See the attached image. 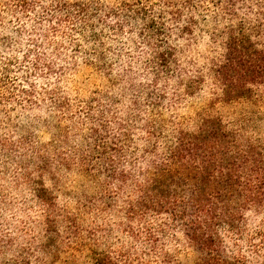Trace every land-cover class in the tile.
Masks as SVG:
<instances>
[{
    "label": "trees",
    "instance_id": "trees-1",
    "mask_svg": "<svg viewBox=\"0 0 264 264\" xmlns=\"http://www.w3.org/2000/svg\"><path fill=\"white\" fill-rule=\"evenodd\" d=\"M0 1L22 12L43 2ZM52 1L49 15L59 10L68 19L77 18L82 24L78 29L91 28L95 37L89 24L93 17L139 21L153 73L144 89L146 113L139 112V166L123 164L128 147L119 141L129 139L124 123L119 122L112 144L94 128L93 138L100 143L73 154L82 172L96 180L99 192L83 196L75 212L56 208L43 184L50 158L39 154L38 175L18 162L16 178L22 174L45 207L46 242L22 248L15 264H32L33 256L35 264H180L183 247L198 254V264H250L228 244L246 236L251 216L264 224V147L213 115L207 105L191 116L179 114L182 101L202 92L206 75L190 74L174 40L190 46L201 35L209 36L220 50L210 65L214 98L240 95L264 75V0H114L116 8L103 6L102 0ZM131 73L125 75L132 89L142 91ZM135 101L138 105L137 97ZM142 104L139 99V108ZM9 145L7 139L0 140V154L11 157L16 150ZM68 157L59 155L56 162L68 169ZM52 179H57L54 172ZM110 212L121 215L123 231L132 240L116 238ZM90 214L95 219L88 226L85 218ZM256 234L264 236L262 230ZM14 245V238L1 236L0 252ZM61 254L68 256L63 259Z\"/></svg>",
    "mask_w": 264,
    "mask_h": 264
},
{
    "label": "rangeland",
    "instance_id": "rangeland-1",
    "mask_svg": "<svg viewBox=\"0 0 264 264\" xmlns=\"http://www.w3.org/2000/svg\"><path fill=\"white\" fill-rule=\"evenodd\" d=\"M102 1L103 6L117 7L114 0ZM10 3L0 1V140L7 139L16 151L10 152L11 157L4 151L0 154V238H14L15 245L0 252V264H15L22 248L46 242L45 207L33 196L32 184L22 174L16 178V170L21 172L18 162L22 160L28 171L38 175L39 154L50 158L52 165L43 174V184L55 198L56 208L75 212L83 196L99 192L96 180L82 172L73 154L100 143L93 138L94 128L100 129V139L112 144L119 122L124 123L129 139L119 141L128 147L123 164L139 166V112L146 113L144 89L153 73L148 63L151 50L139 35V21L93 17L89 24L96 30L95 37L91 28L78 29L82 24L77 18L68 19L59 10L49 15L52 0H43L31 12L19 11ZM174 42L190 74L206 75L202 92L182 101L179 114L191 116L207 105L213 115L264 147V75L240 95L216 99L210 65L219 56V48L204 35L190 46L184 40ZM128 70L142 91L132 89L125 75ZM30 89L33 92L28 95L25 90ZM165 116L170 117V111ZM59 155L69 156L70 168L59 166ZM52 172L58 180L52 179ZM94 215L86 216V225L93 223ZM108 221L116 238L132 240L123 231L121 215L110 212ZM248 225V235L229 240L228 246L250 264H264V236L256 234L264 232V224L251 216ZM38 254L44 256L42 251ZM34 260L33 256L32 264ZM179 263L198 264V254L183 247Z\"/></svg>",
    "mask_w": 264,
    "mask_h": 264
}]
</instances>
